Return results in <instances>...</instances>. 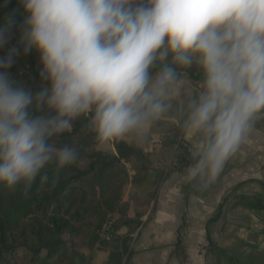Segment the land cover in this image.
Masks as SVG:
<instances>
[{"label":"clouds","instance_id":"obj_1","mask_svg":"<svg viewBox=\"0 0 264 264\" xmlns=\"http://www.w3.org/2000/svg\"><path fill=\"white\" fill-rule=\"evenodd\" d=\"M27 14L19 47L0 57V185L25 194L45 169L74 165V146L54 137L90 115L98 143L146 137L170 108L175 73L149 69L168 52L190 65L198 54L205 91L184 121L198 138L187 175L208 187L264 117V0H20ZM14 21L0 26V48ZM40 54V76L49 82L35 95L10 69L15 58ZM163 49V50H162ZM47 105L54 115L33 116Z\"/></svg>","mask_w":264,"mask_h":264},{"label":"trees","instance_id":"obj_2","mask_svg":"<svg viewBox=\"0 0 264 264\" xmlns=\"http://www.w3.org/2000/svg\"><path fill=\"white\" fill-rule=\"evenodd\" d=\"M26 16L20 0H0V26L9 19L14 21L0 57L20 46ZM165 66L189 72L197 87L175 75V80L182 81L178 100L168 98L170 108L140 142L114 141V154L106 155L91 130L90 115H82L69 132L53 138L58 147L67 144L78 150L74 165L61 169L58 176L55 166L49 165L45 169L47 184L41 186L38 178L27 194L22 185L14 190L0 185V264H93L94 253L110 244L99 234L108 220L113 221L111 243L120 248L111 251L106 264H127V243L143 218L156 210L160 187L170 174L188 169L194 161L183 124L193 102L206 90V75L199 62L182 65L167 55L163 61H154L150 76L155 77ZM40 70V54L33 50L24 55L21 49L10 72L20 86L35 95L50 87ZM30 112L33 116L55 114L35 101ZM154 137L160 139L161 149L151 158L147 149ZM130 164L132 174L128 172ZM129 187L130 201L125 200Z\"/></svg>","mask_w":264,"mask_h":264},{"label":"crops","instance_id":"obj_3","mask_svg":"<svg viewBox=\"0 0 264 264\" xmlns=\"http://www.w3.org/2000/svg\"><path fill=\"white\" fill-rule=\"evenodd\" d=\"M174 73L194 84L189 72ZM181 83L169 88L178 98ZM186 140L194 156L198 141ZM187 170L160 187L156 210L127 243V264H264V117L213 184L194 186ZM111 251L97 250L93 264H106Z\"/></svg>","mask_w":264,"mask_h":264},{"label":"rangeland","instance_id":"obj_4","mask_svg":"<svg viewBox=\"0 0 264 264\" xmlns=\"http://www.w3.org/2000/svg\"><path fill=\"white\" fill-rule=\"evenodd\" d=\"M194 87H197L196 84H193ZM171 88V87H170ZM173 88V87H172ZM168 98H173L175 100H178V95H177V92L176 91H171L168 93ZM147 136V135H146ZM131 144L133 143H136V142H140L141 140H137L135 138H128L127 139ZM153 142L152 144H150V146L148 147L147 149V153L149 154V156L151 158H155L157 152L161 149L160 148V139L157 138V137H154L153 138ZM114 142V141H113ZM113 142H109V143H105V144H101L99 146V149L101 152H103L104 154L106 155H112L114 154V146H113ZM128 172L130 174L133 173V165H128ZM151 177L153 178L154 177V174L151 175ZM130 195H131V188L129 187V189H127L126 193H125V200H129L130 201ZM111 222L113 224V221L112 220H108L105 224ZM104 224V225H105ZM112 224H111V227L106 231L104 230V226L102 227V229L99 231V234H100V237H101V240L102 241H109L110 244L107 245V246H104V247H108L110 249L113 250H116L117 248H120V245L119 244H116V243H111L112 239H113V232H112ZM137 232V231H136ZM135 232V233H136ZM96 253V252H95ZM94 253V255H95ZM127 257H125V260H126Z\"/></svg>","mask_w":264,"mask_h":264},{"label":"built area","instance_id":"obj_5","mask_svg":"<svg viewBox=\"0 0 264 264\" xmlns=\"http://www.w3.org/2000/svg\"><path fill=\"white\" fill-rule=\"evenodd\" d=\"M111 224V222L105 224L103 229L107 231L111 227Z\"/></svg>","mask_w":264,"mask_h":264}]
</instances>
